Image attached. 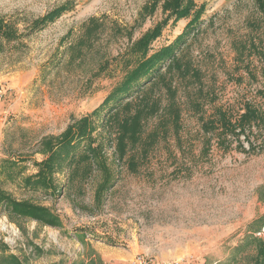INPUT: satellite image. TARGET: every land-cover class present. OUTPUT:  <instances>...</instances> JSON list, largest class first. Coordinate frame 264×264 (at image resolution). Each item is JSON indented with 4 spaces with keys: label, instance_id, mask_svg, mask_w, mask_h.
<instances>
[{
    "label": "rangeland",
    "instance_id": "obj_1",
    "mask_svg": "<svg viewBox=\"0 0 264 264\" xmlns=\"http://www.w3.org/2000/svg\"><path fill=\"white\" fill-rule=\"evenodd\" d=\"M69 2L72 9L29 32L35 19ZM163 2L0 0V21L13 29L11 37L0 34V192L45 205L61 220L51 227L0 213V264L9 254L25 264H138V257L146 264H253L254 246L231 255L264 216V121L240 135L202 128L217 108L236 117L251 102L264 112V16L253 0H195L205 5L201 24L175 65L147 86L160 108L124 157L116 152L115 122L128 106L108 125L96 119L99 165L82 150L56 168L52 195L24 185L46 157L44 139L89 114L121 80L118 57L164 19ZM189 20L170 19L151 51ZM263 228L255 235L264 240Z\"/></svg>",
    "mask_w": 264,
    "mask_h": 264
},
{
    "label": "trees",
    "instance_id": "obj_2",
    "mask_svg": "<svg viewBox=\"0 0 264 264\" xmlns=\"http://www.w3.org/2000/svg\"><path fill=\"white\" fill-rule=\"evenodd\" d=\"M253 1L264 16V0ZM72 7V3L69 2L50 9L31 23L29 32L43 29ZM205 10V5H197L195 0H164L162 11L166 13V16L143 33L128 47L123 55L118 57L122 60L124 75L103 101L89 114L81 116L69 124L60 136L44 139L42 151L46 157L35 164L38 168L37 172L25 178V187L40 189L44 194L52 195L55 191L53 174L56 168H62L64 165L70 166L82 150H85L87 159L92 160L95 165H99L101 162V159L98 158L100 146L99 144L94 145L96 140L92 135L96 128V119L101 118V126L108 125L115 118V112L119 108L128 106L131 107L129 113L115 122L117 125L115 130L116 152L120 159L124 157L128 148L139 140L144 120L156 114L160 108L158 99H152L146 95L147 86L154 84L160 78L162 69L175 65L179 48L186 42L191 32L198 29L201 24V16ZM188 17L190 20L183 31L172 42L151 51V44L161 35L162 29L170 19L175 23L179 19ZM94 22V19H90L88 25H93ZM0 34L11 37L13 29L0 21ZM187 68L186 74H194L196 71L190 66ZM180 70L183 71V67H180ZM163 86L168 96L175 99V87L166 82ZM172 103L170 102L168 107ZM241 110L242 112L233 117L226 109L217 108L202 123V128L208 132L210 127L207 126L213 124L211 128L221 127L224 133L240 135L245 134L253 124L264 121V112L251 102H244ZM176 117L174 114V119ZM107 182L108 179L105 178L102 185H107ZM0 213L8 215L10 218L34 220L39 224L51 227L61 226L59 216L51 208L30 200L15 199L6 192H0ZM262 226H264V216L249 224L248 234L232 248L231 260H235L236 256L254 246V255L251 257L252 263L264 264V240L255 235V232L259 231ZM77 237L82 238V236ZM1 262L2 264H25L14 254L6 255Z\"/></svg>",
    "mask_w": 264,
    "mask_h": 264
},
{
    "label": "built area",
    "instance_id": "obj_3",
    "mask_svg": "<svg viewBox=\"0 0 264 264\" xmlns=\"http://www.w3.org/2000/svg\"><path fill=\"white\" fill-rule=\"evenodd\" d=\"M5 94V89L4 87L0 84V98ZM263 231H264V228H263ZM137 263L138 264H146V260L138 257L137 259Z\"/></svg>",
    "mask_w": 264,
    "mask_h": 264
}]
</instances>
